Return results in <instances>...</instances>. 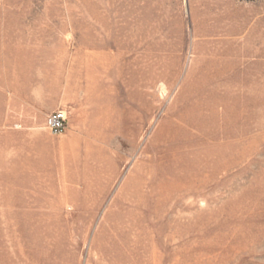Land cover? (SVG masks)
Instances as JSON below:
<instances>
[{
    "label": "rangeland",
    "instance_id": "rangeland-1",
    "mask_svg": "<svg viewBox=\"0 0 264 264\" xmlns=\"http://www.w3.org/2000/svg\"><path fill=\"white\" fill-rule=\"evenodd\" d=\"M0 264H264V0H0Z\"/></svg>",
    "mask_w": 264,
    "mask_h": 264
},
{
    "label": "built area",
    "instance_id": "built-area-1",
    "mask_svg": "<svg viewBox=\"0 0 264 264\" xmlns=\"http://www.w3.org/2000/svg\"><path fill=\"white\" fill-rule=\"evenodd\" d=\"M67 115L64 111H56L47 119L48 129L56 135L62 134L67 125Z\"/></svg>",
    "mask_w": 264,
    "mask_h": 264
}]
</instances>
